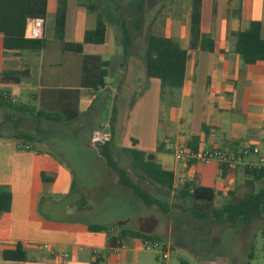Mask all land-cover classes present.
<instances>
[{"label":"crops","instance_id":"obj_1","mask_svg":"<svg viewBox=\"0 0 264 264\" xmlns=\"http://www.w3.org/2000/svg\"><path fill=\"white\" fill-rule=\"evenodd\" d=\"M57 8L58 0H47L46 43L41 49L7 51L0 32V93L1 73L24 66L30 70L29 77L7 85L14 102L68 114L79 110L74 121L66 122L0 106V191L11 193L10 208L0 211V264H174L173 254L164 259L160 252L144 247V237L123 235L121 229L159 238L177 253L188 248L183 234H196L204 228L201 221L211 218L194 216V199L190 206L171 201L166 210L142 200L139 207V197L120 182L100 153L99 143L111 136L110 120L104 128L88 124L87 110L94 103L90 98L112 100V108L117 102L114 131L119 147L155 152L158 161L174 172L171 198L176 193L183 196L178 188L196 178L216 188L217 197L227 195L235 188L238 169L243 173L246 164L235 172H223L217 160H179L173 149L158 151L157 147L160 142L186 143L198 136L199 146L239 150L251 145L264 152V61L245 63L235 49V32L250 21L261 23L264 38V0H201L200 33L194 45L193 0H147L143 30L134 35L124 62L121 37L113 24L107 28L106 42L83 43L82 53L64 50L56 36ZM96 21V13L87 9L85 1L68 0L65 40L83 42L86 30L94 28ZM150 32L172 37L187 49L181 88L163 93L161 80L147 77L144 55ZM206 36L215 40L218 50L204 49ZM84 54L110 61L108 75L116 80L108 83L105 78L106 84L96 90L82 87ZM85 99L87 109H83ZM23 135L35 138L27 140ZM68 140L75 144V151L65 150ZM53 144H61L64 156L52 150ZM257 160L255 154L247 157L249 162ZM44 172L55 176L45 181ZM211 180L213 185L208 183ZM91 224L109 229L93 230ZM18 243L27 250L28 259H4L3 250ZM199 261L218 264L210 256Z\"/></svg>","mask_w":264,"mask_h":264},{"label":"trees","instance_id":"obj_2","mask_svg":"<svg viewBox=\"0 0 264 264\" xmlns=\"http://www.w3.org/2000/svg\"><path fill=\"white\" fill-rule=\"evenodd\" d=\"M87 9L96 13V25L86 30L83 42H68L65 40V25L67 18L68 0H58L55 28L56 36L62 43V48L75 53L83 52V43L102 44L107 39V28L116 23V17L120 18L119 29L121 31V42L123 44L122 62L131 53L134 35L143 30L144 16L147 0H131V9L127 11V3L123 0H111L114 5H107L106 9L101 8V3L92 0H83ZM200 1L193 0V11L191 15V41L200 33ZM47 0H0V32L4 34L5 50L33 49L38 50L45 46L43 38H28L25 36V28L28 18L41 16L46 17ZM114 9H112V8ZM118 15V16H117ZM117 26V25H116ZM235 49L245 63H256L264 61V38L262 27L259 21H250L248 26L235 32ZM204 49L210 51L218 50L215 40L206 36L203 41ZM188 51L180 42L172 37L150 32L145 42V70L147 77H155L161 80L163 93L166 89H179L185 81ZM110 61L104 60L99 55H83L81 85L85 88L98 89L106 84L105 78L109 73ZM30 70L28 67H20L16 70H4L1 73L3 87L0 93V106L8 107L22 113H29L34 116L53 121H74L79 116L76 108L73 112L48 111L38 106H30L20 102H14L11 90L7 85L17 84L28 78ZM118 114V104H114L110 117L111 136L104 142L99 143L101 155L106 159L107 165L118 175L120 182L130 188L145 204L156 205L163 210L170 207L167 196L171 195L174 188V172L165 168L157 159L155 152H147L135 147H119L115 142V123ZM27 140L34 139V135H23ZM200 137L193 136L185 144L193 148L199 147ZM135 141V140H133ZM168 146V149L165 148ZM158 151L172 150L166 142H160ZM121 153H126L132 158V167L136 175H131L125 167L119 164ZM240 166V165H239ZM223 172L227 171L221 167ZM242 171L245 176L244 184L253 186L256 182L264 180V165L261 167H250L243 165ZM54 174L43 173L45 181L52 180ZM135 176L148 182L145 186ZM183 196H190L194 199L192 211L194 216L200 219L227 217L236 224L247 223L262 216L264 205V186L259 191H248L236 195L235 190L230 191L234 198L221 205H215V198L220 192L210 186H205L196 178L187 181L178 188ZM11 206V193L0 191V211L8 210ZM93 230L109 229L108 225H90ZM121 234L142 236L143 239H153L138 230L122 228ZM2 256L6 260L24 261L28 259L27 250L22 243L14 248L3 250ZM182 264H188L184 259Z\"/></svg>","mask_w":264,"mask_h":264},{"label":"rangeland","instance_id":"obj_3","mask_svg":"<svg viewBox=\"0 0 264 264\" xmlns=\"http://www.w3.org/2000/svg\"><path fill=\"white\" fill-rule=\"evenodd\" d=\"M92 1L98 3L100 2L101 8L103 10L106 9L107 5H114L113 1L111 0ZM123 1L127 3V11H130L131 0ZM116 19V31L118 29L119 35L122 37L121 31L119 29L120 18L116 17ZM114 80L116 79L113 75H108L106 77V81L108 83H111ZM90 99V101H94V103L92 108L87 110V112L90 111L89 114H91V119L89 120L88 124L95 128H104L105 124L110 120L113 102L112 100L102 102L101 99ZM22 101L27 102L26 96L22 97ZM88 105L89 103L87 99H85L83 101V109H87ZM9 117H11V115ZM82 118L83 115H81L78 120H81ZM108 128L109 126L107 129ZM59 136L61 135L59 134ZM61 137L57 139L59 142H62L60 140ZM60 145L61 144H53L52 150L64 156V152L61 150ZM75 149V144L68 140L65 150L75 151ZM119 164L122 167H125L131 175H136L135 170L132 167V158L130 155L121 153ZM135 178L145 186L148 185L146 180L137 176H135ZM236 179L237 181L234 188L236 195L246 193L248 191L257 192L262 186H264V180L256 182L253 186L245 185V176L243 173H241L240 169H238V177ZM208 183L213 185L214 180H211ZM228 191L226 193L227 195H221L215 199L216 206L223 205L234 198V196L228 193ZM167 198L169 202L172 201L173 205L179 203L184 204L185 206H190L192 204L191 197L180 196L177 193L174 194L172 198L171 195L167 196ZM138 205L139 207H143V202L140 198H138ZM261 214L262 217H259L260 219H253L254 221L250 222L248 226L241 221L237 224H233L226 216L221 219L211 218L210 220H202L201 223L204 225V228L201 231L197 232L196 234H192V232H188L186 235L183 234L184 236L182 237V241L188 248L184 247V252L172 253V260L174 264H181L180 258L187 259L190 264H200L201 262L199 260H201V258H205V256L213 257V259L217 260L218 264H229L231 263V260H238L237 263L239 264L247 262L252 264H264V205L262 207ZM161 263L165 264L164 261Z\"/></svg>","mask_w":264,"mask_h":264},{"label":"built area","instance_id":"obj_4","mask_svg":"<svg viewBox=\"0 0 264 264\" xmlns=\"http://www.w3.org/2000/svg\"><path fill=\"white\" fill-rule=\"evenodd\" d=\"M45 32V19L41 16L28 18L25 36L28 38H43ZM169 146L174 150V154L179 160L186 161H210L215 159L220 166L225 167L227 171L235 172L240 164H247L250 167L264 165V152L257 146L247 145L242 148H220L215 146H199L193 148L185 143H174L169 141ZM250 154L258 156L256 162L247 161ZM144 247L148 250L159 251L162 258H168L175 248L165 243L159 238L144 239ZM42 247H48V244H43Z\"/></svg>","mask_w":264,"mask_h":264}]
</instances>
